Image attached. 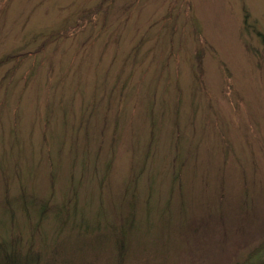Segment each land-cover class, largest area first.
<instances>
[{"label":"rangeland","instance_id":"rangeland-1","mask_svg":"<svg viewBox=\"0 0 264 264\" xmlns=\"http://www.w3.org/2000/svg\"><path fill=\"white\" fill-rule=\"evenodd\" d=\"M263 242L264 0H0V264Z\"/></svg>","mask_w":264,"mask_h":264},{"label":"trees","instance_id":"trees-1","mask_svg":"<svg viewBox=\"0 0 264 264\" xmlns=\"http://www.w3.org/2000/svg\"><path fill=\"white\" fill-rule=\"evenodd\" d=\"M240 264H264V242L257 246L247 259Z\"/></svg>","mask_w":264,"mask_h":264}]
</instances>
